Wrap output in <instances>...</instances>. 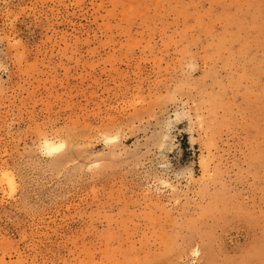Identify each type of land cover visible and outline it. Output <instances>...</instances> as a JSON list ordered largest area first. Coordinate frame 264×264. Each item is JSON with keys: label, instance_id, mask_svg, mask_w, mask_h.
Returning a JSON list of instances; mask_svg holds the SVG:
<instances>
[{"label": "rangeland", "instance_id": "374dc122", "mask_svg": "<svg viewBox=\"0 0 264 264\" xmlns=\"http://www.w3.org/2000/svg\"><path fill=\"white\" fill-rule=\"evenodd\" d=\"M0 264H264V0H0Z\"/></svg>", "mask_w": 264, "mask_h": 264}, {"label": "bare ground", "instance_id": "6f19581e", "mask_svg": "<svg viewBox=\"0 0 264 264\" xmlns=\"http://www.w3.org/2000/svg\"><path fill=\"white\" fill-rule=\"evenodd\" d=\"M43 145L44 147H46L47 149H51V150H55L57 147L54 145V143L48 139H45L43 141Z\"/></svg>", "mask_w": 264, "mask_h": 264}]
</instances>
